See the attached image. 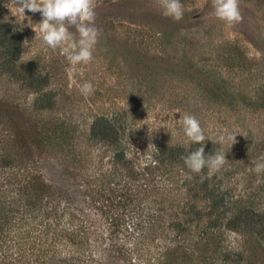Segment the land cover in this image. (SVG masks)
<instances>
[{
  "label": "trees",
  "instance_id": "1",
  "mask_svg": "<svg viewBox=\"0 0 264 264\" xmlns=\"http://www.w3.org/2000/svg\"><path fill=\"white\" fill-rule=\"evenodd\" d=\"M104 2L114 10L102 15L100 24L111 29L129 15L142 14V20L129 21L140 34H122L137 49L124 52L136 56L153 45L165 52L180 30L189 35L181 56H197L205 27L217 20L212 0L201 10L185 9L180 21L162 18L155 0H96V5ZM198 18L203 23L196 35L177 27ZM247 39L261 57L249 60L237 38L207 46L203 56H227L256 70L264 65V36L261 44ZM21 50L20 34L0 23V80L10 73L22 89L37 94L25 106L0 88V196L8 197L6 206L0 204V264H140L139 246L145 251L155 246L159 264H264L259 213L249 207L234 210L221 178L209 177L207 169L192 173L181 159L199 145L155 139L149 147L125 110L97 109L83 122L57 116L45 91L47 76L33 60H18ZM218 82L225 102L230 86ZM259 84L246 99L252 109L264 110V78ZM204 146L206 155L214 149L224 153L210 140ZM34 212L41 213L35 223L30 220ZM230 231L249 237L244 249L225 242Z\"/></svg>",
  "mask_w": 264,
  "mask_h": 264
},
{
  "label": "rangeland",
  "instance_id": "2",
  "mask_svg": "<svg viewBox=\"0 0 264 264\" xmlns=\"http://www.w3.org/2000/svg\"><path fill=\"white\" fill-rule=\"evenodd\" d=\"M181 1L185 4L184 10L198 11L209 0ZM239 6L242 22L229 27L217 18L212 21V25L205 27V37L199 48L201 52L196 50L197 56H181L189 35L187 30L180 29L182 34L174 38L165 52L153 45L143 56H136L124 52V49L133 52H137V49L131 44L132 38L127 35V38L122 37V34L124 31L132 35L140 34L137 32L139 29L129 21L143 18L142 14L129 15L125 22L120 21L111 29L100 24L101 16L114 10L104 2L95 9L94 26L101 35L93 52V60L87 65L77 66L69 65L59 49L47 48L42 41L34 39L35 32L28 26V17L33 24L39 23V13L26 11L24 16L11 0H0V23H6L9 30L22 37L18 60H33L47 76L45 91L52 97L57 116L83 122L97 109L107 113L125 110L127 119L133 122L149 147L152 146L151 140L155 139L190 147L182 126L184 115L198 119L205 135L210 134L213 138L225 136V142L220 146L226 155V163L215 173L216 179L221 178L224 188L229 189L234 210L249 207L259 213L255 217L264 224L263 176L254 175L253 170V161H264V110L252 109L246 99L263 81L264 65L261 64L256 70H248L246 66L239 67L235 59L231 63L227 56L224 59L222 56H203L207 46L216 48L225 44L227 38H237L249 60L261 57L247 38L261 44L264 36V0H240ZM153 12L148 8V14L152 16ZM158 20L156 18L154 22L157 24ZM202 21L200 18L192 19L177 24V27L185 26L196 35ZM69 31L78 38L74 28L70 27ZM146 32L150 35V32ZM257 34L261 39L255 37ZM218 81L230 86L232 93H228L225 102H222L217 90ZM85 82H91L94 86V92L89 96L79 91L80 85ZM0 88L8 90L25 106H31L37 97L35 92L22 89L15 75L10 73L0 80ZM240 90L244 91L243 95L239 94ZM235 135L232 145L230 137ZM2 175L0 172V179ZM4 194L1 192L0 204L6 206L8 197ZM32 215L34 217L30 220L33 223L41 218L40 212ZM191 235L187 239H192ZM225 239L239 250L244 249L249 241V237L240 231L228 232ZM151 247L149 251H145L144 246L138 247L140 264H159L160 252L155 246Z\"/></svg>",
  "mask_w": 264,
  "mask_h": 264
},
{
  "label": "clouds",
  "instance_id": "3",
  "mask_svg": "<svg viewBox=\"0 0 264 264\" xmlns=\"http://www.w3.org/2000/svg\"><path fill=\"white\" fill-rule=\"evenodd\" d=\"M19 10L24 13H39L41 20L33 24L28 17V26L32 27L34 39L42 41L47 48L56 50L64 55L69 65H87L93 60V52L99 41L101 32L96 28V0H11ZM161 14L175 21H180L184 15V6L181 0H155ZM240 0H212L215 18L232 27L243 20L240 11ZM74 28L78 34L76 38L69 28ZM84 96L94 92L91 82H85L79 87ZM182 126L187 140L192 145H199L194 150L182 155L185 166L192 173L200 174L205 169L211 177L218 172L226 163V155L219 149L213 153L205 154V142L210 140L213 144H223L225 136L206 138L200 121L192 115H184ZM235 136H231L232 145ZM254 172L257 175L264 173V161L255 162Z\"/></svg>",
  "mask_w": 264,
  "mask_h": 264
}]
</instances>
